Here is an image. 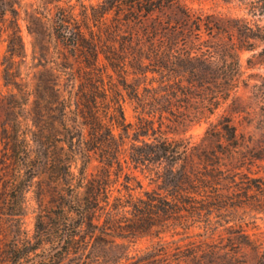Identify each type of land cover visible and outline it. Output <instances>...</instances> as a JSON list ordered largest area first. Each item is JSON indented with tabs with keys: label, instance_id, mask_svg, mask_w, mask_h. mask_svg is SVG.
<instances>
[{
	"label": "trees",
	"instance_id": "1",
	"mask_svg": "<svg viewBox=\"0 0 264 264\" xmlns=\"http://www.w3.org/2000/svg\"><path fill=\"white\" fill-rule=\"evenodd\" d=\"M0 37L3 264H246L245 250L264 264L243 218L216 233L229 213L264 215L251 175L264 122L249 134L237 121L264 104V77L247 75L264 47L242 59L264 25L184 0H0ZM203 122L199 141L187 135ZM134 170L156 188L135 194ZM197 227L199 241L167 239Z\"/></svg>",
	"mask_w": 264,
	"mask_h": 264
},
{
	"label": "rangeland",
	"instance_id": "2",
	"mask_svg": "<svg viewBox=\"0 0 264 264\" xmlns=\"http://www.w3.org/2000/svg\"><path fill=\"white\" fill-rule=\"evenodd\" d=\"M256 0H184V2L191 8L195 10H200L203 12H208V13H217V14H222V15H229V16H238V17H245L251 21H257L264 25V12L263 11H258L255 12L254 9L252 8V2ZM93 3H98L100 0H92ZM260 6L263 5V2L260 1ZM263 10V9H262ZM28 40V39H27ZM264 47V44L259 43L258 50L255 52L251 51H244L242 53V59L244 65L247 67V59L250 58L253 53H257L262 50ZM6 50V43L3 41V38L0 37V96L2 93H6L7 88L4 85V79H3V66L1 64L3 55ZM249 74H258L262 75L264 77V66H261L259 68L258 66L254 68H248L247 69V75ZM256 78L258 77H253L250 80V85L254 84L257 82ZM240 94H242L244 97H247L251 95V87L249 88H244L242 87L240 89ZM124 111L125 115L127 118V121L133 124H136L138 122V116L139 112L135 109V103L129 99H127L124 102ZM256 111L258 114L256 115L257 117L255 119H237V121H240L239 124V129L240 131L243 129V125H246V130L249 134L257 132L259 129L258 127L260 126L261 123L264 122V104L259 103L258 107L256 108ZM215 118V117H214ZM1 113H0V124H1ZM217 119H211V121H216ZM240 123H243L241 125ZM208 123L203 122L202 124L196 125L193 127L187 135H192L196 141L200 140V137L204 134L206 128L208 127ZM248 125V126H247ZM0 131H1V126H0ZM258 137V136H257ZM1 141H0V157H1ZM133 170V169H132ZM252 176H264V162H260L258 165H254L252 168ZM135 174L138 175L139 179L142 181V188L136 187L134 189L135 194H141L144 190H152L156 188V185L154 183H151L149 177H146L144 174H142L140 171H135ZM123 181V179H121ZM120 188H123L121 184H119ZM6 212L3 211V206L0 207V223L1 219L5 218ZM230 217L226 218V220H235V221H230L231 223L226 224V223H221L224 225V227H220L219 229L216 230V233H224V229L228 228L230 226H236L238 224L239 218H243L242 220L245 223V229L247 232L253 236L254 239L259 240L260 243L264 244V215L263 214H257V212L253 210H239L238 213L236 214H228ZM237 219V220H236ZM25 225L24 228L29 231L33 232L34 229V224H35V219L33 214H28L26 218L24 219ZM204 234V230L200 229L199 227L194 228L193 230L190 231L189 234L187 235H179L176 236L175 238H172L171 236H168V241L172 240H179V239H186L185 237H188L187 240L185 241L184 244L189 243L191 241H199L201 238L199 235ZM225 237H228L229 235L227 233L224 234ZM217 236V235H216ZM217 238V237H216ZM5 239V228H0V240L4 242ZM147 246H149V241L143 242L141 245H139V248L144 249ZM3 249V245L0 244V250ZM2 251V250H1ZM256 253L251 251V250H245L243 254L240 256V260L243 262H246V264H257L256 262ZM3 261V252H0V264Z\"/></svg>",
	"mask_w": 264,
	"mask_h": 264
}]
</instances>
